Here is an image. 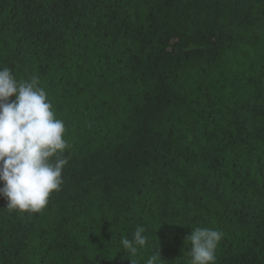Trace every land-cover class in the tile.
I'll return each instance as SVG.
<instances>
[{
  "label": "trees",
  "instance_id": "16d2710c",
  "mask_svg": "<svg viewBox=\"0 0 264 264\" xmlns=\"http://www.w3.org/2000/svg\"><path fill=\"white\" fill-rule=\"evenodd\" d=\"M36 78L66 126L40 212L0 198V264H264V0H0V67ZM10 100L14 97H10Z\"/></svg>",
  "mask_w": 264,
  "mask_h": 264
},
{
  "label": "clouds",
  "instance_id": "9594fccd",
  "mask_svg": "<svg viewBox=\"0 0 264 264\" xmlns=\"http://www.w3.org/2000/svg\"><path fill=\"white\" fill-rule=\"evenodd\" d=\"M10 97L14 99L10 100ZM66 126L56 117L47 92L38 80H18L11 68L0 67V198L10 211H42L53 192L61 189L64 156L69 145ZM146 229L138 225L129 239H120L121 252L131 264L149 243ZM223 233L207 227L191 230L190 264H214ZM144 264H165L157 247Z\"/></svg>",
  "mask_w": 264,
  "mask_h": 264
}]
</instances>
